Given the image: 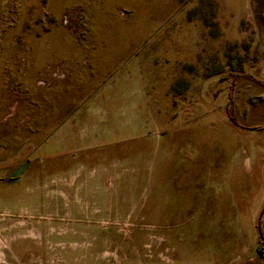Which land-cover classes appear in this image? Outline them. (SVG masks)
Wrapping results in <instances>:
<instances>
[{
    "label": "rangeland",
    "instance_id": "obj_1",
    "mask_svg": "<svg viewBox=\"0 0 264 264\" xmlns=\"http://www.w3.org/2000/svg\"><path fill=\"white\" fill-rule=\"evenodd\" d=\"M263 126L264 0H0V264H264Z\"/></svg>",
    "mask_w": 264,
    "mask_h": 264
},
{
    "label": "trees",
    "instance_id": "obj_2",
    "mask_svg": "<svg viewBox=\"0 0 264 264\" xmlns=\"http://www.w3.org/2000/svg\"><path fill=\"white\" fill-rule=\"evenodd\" d=\"M260 128H264V126ZM259 237H260V240L257 244L256 251L260 256L264 257V247H263L264 244H262L264 243V236L261 232H259Z\"/></svg>",
    "mask_w": 264,
    "mask_h": 264
}]
</instances>
